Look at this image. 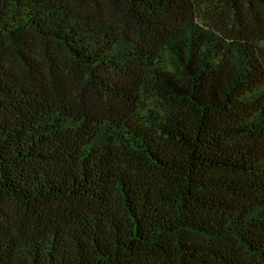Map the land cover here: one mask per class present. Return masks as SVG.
Returning <instances> with one entry per match:
<instances>
[{
	"label": "trees",
	"instance_id": "16d2710c",
	"mask_svg": "<svg viewBox=\"0 0 264 264\" xmlns=\"http://www.w3.org/2000/svg\"><path fill=\"white\" fill-rule=\"evenodd\" d=\"M0 264H264V0H0Z\"/></svg>",
	"mask_w": 264,
	"mask_h": 264
}]
</instances>
